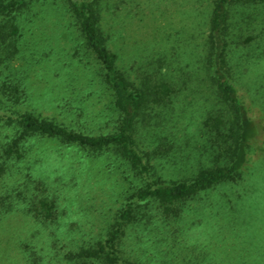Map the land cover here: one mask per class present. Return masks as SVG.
I'll list each match as a JSON object with an SVG mask.
<instances>
[{
    "label": "rangeland",
    "instance_id": "1",
    "mask_svg": "<svg viewBox=\"0 0 264 264\" xmlns=\"http://www.w3.org/2000/svg\"><path fill=\"white\" fill-rule=\"evenodd\" d=\"M211 9L212 0L101 1L118 68L137 84L155 75L178 88L135 130L141 150L170 144L151 159L168 181L208 165L202 121L218 108L205 61ZM228 23L223 70L253 121L240 179L201 191L178 216L162 215L155 204L144 208L147 217L130 224L120 242L121 255L135 264H264V7L232 6ZM17 24V53L0 65V264H94L66 253L101 238L141 180L111 153L91 156L40 135L22 143L21 158L5 159L14 131L8 122L19 113L91 135L118 124L67 0H34ZM42 197L54 202L52 221L34 216Z\"/></svg>",
    "mask_w": 264,
    "mask_h": 264
},
{
    "label": "trees",
    "instance_id": "2",
    "mask_svg": "<svg viewBox=\"0 0 264 264\" xmlns=\"http://www.w3.org/2000/svg\"><path fill=\"white\" fill-rule=\"evenodd\" d=\"M33 1L0 0V65L17 53V16ZM101 1L67 0V6L75 18L83 46L98 62L102 81L110 91L118 114L115 130L91 135L67 128L49 118L23 112L8 122L14 131L3 152L5 159L21 158L19 149L22 143L33 135H40L55 138L65 145H76L91 156L111 153L125 161L141 180V185L125 197V202L116 210L101 238L66 253V258L94 264H135L121 255L120 242L130 224L139 223L147 217L144 208L155 204L162 215L178 216L182 205L201 191L240 179L241 166L250 149L247 139L253 121L223 70L225 37L230 7H264V0H212L205 38V61L209 69L213 68L207 78L218 108L210 110L202 121L208 165L201 166L191 177L169 181L156 175L151 159L166 154L170 144L159 143L152 151L141 150L135 140V130L136 124L143 119L147 121L156 107L170 104L178 88L155 75H147L137 84L118 68L117 56L108 47V38L101 25ZM262 122L264 124V120ZM0 164L1 173L5 167ZM35 203L32 210L37 219L54 220L53 200L42 197Z\"/></svg>",
    "mask_w": 264,
    "mask_h": 264
}]
</instances>
